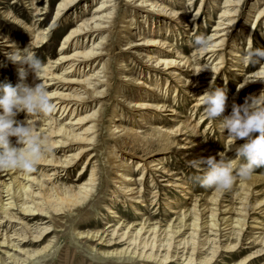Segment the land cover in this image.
Returning <instances> with one entry per match:
<instances>
[{"label": "bare ground", "instance_id": "bare-ground-1", "mask_svg": "<svg viewBox=\"0 0 264 264\" xmlns=\"http://www.w3.org/2000/svg\"><path fill=\"white\" fill-rule=\"evenodd\" d=\"M80 1H59L55 23ZM91 1L95 2L96 8L89 17L77 14V27L64 37L57 58L43 65L40 79L55 105L52 113H60L63 119L53 114L40 119L39 135L47 141L49 152L38 162L34 172H23L17 177L10 174V182L0 183V228L7 222L17 223L23 227L21 234L14 230L15 234L11 236L17 235L18 239L23 237L24 240L28 234L40 233L38 237L41 239L51 233V227H42L37 223L50 218V212L58 216L71 209H83L98 198L96 185L99 172L95 164L89 162L95 158L94 154L80 169L75 184L59 186L54 180L58 178L59 170L67 172L78 166L85 153L93 150L92 147H101L98 126L104 120V100L113 87L114 68L110 56L114 53L115 43L112 40L116 35L117 46L124 55L120 59L116 57L121 84L115 88L117 105L114 106L108 130L114 148L107 155L112 173L119 181L114 182L117 183L114 200L108 202L106 210L112 215V220L107 223L112 239L120 241L118 245L126 243L122 251L116 250L117 255L163 264L172 259L182 260L181 264H215L220 254L239 249L247 229H250L247 236L252 240L250 244L255 245L253 248L257 249L251 258L239 264L263 256L264 171L254 172L248 181L235 182L226 192L212 190L198 195L185 171L182 167L173 168L168 155L175 154L185 162L208 157L219 160L221 147H210L206 135L207 130L219 128V121L206 117L202 99L198 97L209 87L214 89L215 82L227 67L224 80L220 82L221 88L229 89V79L233 81L239 76L241 80L235 93L228 96L225 116L231 113L233 103H240L245 92H248L247 97L258 96L264 90V83H251L264 79V64L258 70L250 71L243 60L246 53L244 44L247 43L249 48L254 46L252 39L260 24L264 25V0H251L245 16L242 11L248 0H210L213 7L212 12L207 14L208 21L212 22V13L216 9L220 12L210 35L212 47L203 53L194 52L192 48L191 55L182 52L173 39L170 42L166 34L172 36L175 33V37L178 35L180 39L182 30L186 33L192 25L194 34L200 17L208 8V0L200 1L191 20L186 8L180 4L181 0H127L119 18V5L115 0ZM189 1L195 4L198 0ZM35 4L34 0H30V8L38 11L35 15L45 14L34 8ZM6 16L10 17V12ZM119 20L122 23L120 26L117 25ZM240 23V30L236 32ZM24 27L32 36L25 48L30 44L33 51L47 43L50 28L40 31L32 25L25 24ZM87 34L90 35L86 41L79 38ZM12 44L20 48L0 30L2 63L7 60L5 53L11 51ZM189 44L192 42L189 41ZM129 53L133 57L128 58ZM206 55L208 57L203 60ZM129 61L136 70L131 68ZM17 67L14 68L16 73ZM162 74L166 76L163 81ZM26 82L29 85L33 83L31 73ZM187 99L191 100V104L185 109L179 103ZM19 115L25 117L24 113ZM203 126L206 128L201 132ZM243 142L237 141V146ZM226 148L228 150L227 143ZM62 149H67L70 154L58 157L56 151ZM228 156L235 159V151L228 152ZM85 165L91 166L86 180L83 179ZM44 167L53 169L48 176H55L44 180L45 183L36 177L38 168H42L41 173L44 172L42 177L46 176ZM4 171L8 173L12 170ZM138 172L141 175L136 177ZM3 190L7 198L2 197ZM173 193L181 194V199ZM226 193H230V197H225ZM121 202L131 207L135 217L146 215L149 207L160 209L162 203L163 210H167L170 217L164 220L162 217L165 215L160 217V214H155L141 222H116L115 219L123 218L114 208ZM15 209L30 222L37 220L36 224L32 227L30 222L22 225L21 219L12 212ZM249 219H252L250 227ZM7 230L4 232L7 233ZM253 231L255 236L251 234ZM83 234L79 233L80 236ZM11 236L4 234L3 245L12 243ZM94 237H98V233ZM33 238L36 239L35 236Z\"/></svg>", "mask_w": 264, "mask_h": 264}, {"label": "rangeland", "instance_id": "rangeland-1", "mask_svg": "<svg viewBox=\"0 0 264 264\" xmlns=\"http://www.w3.org/2000/svg\"><path fill=\"white\" fill-rule=\"evenodd\" d=\"M36 2L34 8L39 9L40 13H45L41 16H36L35 13L38 11H34L30 7V0H0V30L3 31L10 39H13L19 46L20 49H24L25 45L29 43L32 38L31 35H28L29 32L25 29L24 25H32L33 27L36 26V28H39L40 31L50 28L49 34L47 35V43L45 45H41L42 47L38 49H34L32 52L35 53L36 57L42 61L43 65L47 64L48 61H52L55 58H57V55L59 54V49L61 47V43L64 40V37L71 32V30L75 27H77V14L79 17H89L90 13L96 8L95 2L92 3L91 0H82L78 2L70 11L64 12L63 16L55 23V11L57 9V5L59 4V1L61 0H34ZM98 2V0H96ZM168 1L169 0H165ZM201 0H198L195 4H192V1L189 0H181L179 1L180 4H182V7L186 8L185 10L188 12V17L191 20L193 16L195 15V12L197 11V8L199 7V3ZM224 1V0H220ZM208 8L205 9L204 14L200 17L199 24L197 26V29L195 30L194 34H192L194 26H189V30L186 31V33L182 30V35L180 36V39H178V35L175 37V33H172V36H169L166 34V37H168L170 42L174 40L176 43V46L178 48H181L182 52H184L186 55H191L192 47L189 44V41H193L196 36L200 34H204L207 36H210L213 33L214 25L218 20V17L220 15V12L218 9L215 10L214 13H212V22L208 21L209 16L207 14H210L211 8L213 7V3L208 0ZM115 3H118V17L121 15L122 11L125 9V5L127 3V0H115ZM251 4V0H248L247 4L244 6L242 15L245 16L248 12V6ZM10 12V17L6 16V13ZM129 15V14H128ZM116 18V19H117ZM42 19V20H40ZM80 19V18H78ZM121 20L118 21V26H120L122 23H120ZM264 21V20H263ZM262 21V23H263ZM189 24V23H188ZM240 24H238L237 31L240 30ZM120 30V28H118ZM247 32V31H246ZM249 32V31H248ZM90 34L82 35L79 38L81 40L86 41L88 39ZM115 36V37H114ZM112 42L115 43V47L113 49V54H111V63L112 68H114V77H112V89L111 91H108L106 100V105L104 106V120L100 122L98 129L100 132L98 133V142L101 144L100 148L92 147L93 150L85 153L84 159L82 162L74 167L67 170V172H62L59 170V173L57 175L58 178L54 180V182H58L59 186H70L75 184L76 179L79 178V171L84 166L85 162H87V159L90 155L94 154L95 158L91 159L89 162L91 164H95L97 167V172H99L97 176V185L96 187L99 189V191L96 192V196L98 198L95 199V202L93 204H90L89 206L83 208V209H71L65 214L53 216L50 212V218H44V221H39L37 223L38 225L44 227L46 225H49L51 227L50 231L51 233L47 237H43L40 239V233H31L27 235V239H22L23 237L15 235L11 236L16 233L21 234V228H23L21 225H17V223H4L3 227L0 228V264H163L160 262H149L146 260H140L138 258H130L129 256H125L123 254L117 255L116 250L122 251L124 247H126V243H121L118 245L120 241H116L117 239H112L110 230L108 229L107 223L111 221V214L108 213L106 210V205L109 201L113 202L114 200V194L115 191V185L118 182V179H115V176L113 175V170L109 163V158L107 155V152H109L112 148H114V143L109 137V127L111 118H113V111L114 106L117 105L115 101V88L121 84L119 81V76L117 75L118 66L116 63V57L117 59H120L123 57V53L121 54V50L118 48L117 44V36L114 35ZM174 36V37H173ZM247 36V34H246ZM173 39V40H171ZM98 41V40H97ZM96 41V42H97ZM116 41V42H115ZM254 46H250V48H264V25L260 24V27L257 29L255 36L252 39ZM260 44V45H259ZM248 46V44H247ZM1 47V45H0ZM245 50L247 51L249 46L246 47V43L243 46ZM1 52V51H0ZM117 55V56H115ZM115 56V57H114ZM133 57L131 53L128 54V58ZM206 56H203V60L206 59ZM108 58V57H107ZM130 62V63H129ZM129 65L131 68H134L136 70V67H134V64L129 61ZM91 64V62H90ZM248 64V65H247ZM246 66L249 67L250 71H256L258 70L262 64L253 65L247 63ZM92 65V64H91ZM15 66L10 61L5 60L3 63L0 61V83L4 82H10L13 86H15L17 83H19L18 74L15 71ZM92 69L95 68L93 66H90ZM228 68V67H227ZM226 68V70H227ZM246 69V68H245ZM226 70L224 72H226ZM121 71H119L120 73ZM218 78V80L214 84V88L218 87L221 88L220 82L221 80H224L223 74ZM238 73V72H235ZM234 73V74H235ZM166 76L162 74V80H164ZM171 80V78H169ZM241 80L238 77H234V80L232 81L229 79L230 86L229 89L226 90L227 96L230 94L235 93L236 85L238 81ZM27 84V82L25 83ZM220 85V86H219ZM223 89V88H222ZM248 93V92H247ZM246 92L241 96V100L239 104H243L245 98L247 97ZM182 106H185V109L190 108L191 100L187 99L184 103H182V100L179 103ZM204 107V106H203ZM119 109V108H118ZM204 112V110H203ZM23 114V113H21ZM52 116L60 118V113H51ZM19 119L24 120L25 117L23 115L17 116ZM45 118V117H42ZM60 118V120H62ZM196 120V119H195ZM219 121V120H218ZM206 126H203L201 128V132H204ZM208 129V128H207ZM213 129V128H212ZM211 129V130H212ZM207 130L206 135L209 138V146H216L218 149L220 148L222 151L227 150L226 148V141L224 135L226 136L227 133H224V135L221 134L219 128H214L212 131ZM258 135V134H257ZM43 137L42 135H40ZM44 138V137H43ZM45 139V138H44ZM221 144V145H220ZM108 145V146H107ZM65 149V148H64ZM58 150L56 153H58V157H62L65 153L70 154V152L66 150ZM47 155V154H46ZM168 161L170 164H172L173 168H181L185 171L187 178L194 184V191L198 195L210 193L212 189H207L204 187H201L198 183L195 182L194 177L196 175H199L200 173L193 169L191 166L188 165V162L183 161L180 159L179 156L172 154L168 155ZM86 169L84 172L85 177L84 180L89 178V174L91 173V166L85 165ZM45 169V175L42 177V168H38L36 177L39 180H42L43 183H45L44 180L55 178V176H48L51 175L52 170L49 167H44ZM259 170V171H256ZM255 172L261 173V171H264V167H262V170L260 168L256 169ZM15 171V173H13ZM34 172V171H33ZM13 173V174H12ZM21 171L18 170H12L8 173L4 170H0V183L2 182H10V178L8 175L12 177H17L20 175ZM32 173V172H31ZM137 175H141L140 172L136 173ZM82 179V180H83ZM19 180L23 183H26L24 179L19 177ZM264 186V185H263ZM148 188L146 187V190ZM259 188H257L255 191H257ZM206 190V191H205ZM174 195H177V198L181 199V194L179 193H173ZM2 197L7 198V193L5 190L2 192ZM225 197H230V193H226ZM262 197V196H261ZM259 197V198H261ZM229 198L225 199L228 200ZM123 202H125V198H123ZM162 202V201H161ZM191 201H187V203H190ZM229 203V202H225ZM121 202L120 205L114 206V208H117L115 211L119 212V215L123 217L122 219H115L116 222L118 220L120 221H126L133 222L138 221L141 222L146 217H150L155 214L165 215L166 217H162V219L167 220L170 215L167 210H163L165 208L163 204L161 203V208L157 210V207L155 208H148L146 210L147 214L142 215L139 217L134 216V212L128 205H122ZM17 218H20V222H22V225H25L27 222H30V219H25L23 215L19 214L18 211L15 209L12 211ZM145 210H143V213H146ZM263 214V213H261ZM52 215V217H51ZM258 216V215H254ZM260 216V215H259ZM1 220V219H0ZM18 221V220H17ZM37 221V220H36ZM35 222H30V226L36 224ZM119 221V222H120ZM252 222V219H249L248 226L250 227V224ZM34 223V224H33ZM125 226V224L123 225ZM35 227V226H34ZM8 229L7 233L4 232ZM15 230V232H14ZM250 229H247V232L245 233V236L242 240V245L239 249H235L233 252H224L220 254V256L217 258V261L215 264H239L242 260L246 258H251L250 256L256 251L253 247L255 245L250 244L252 241L249 239L250 236H247L249 234ZM79 233H85L82 236L79 235ZM90 233V234H88ZM98 233V237L96 236ZM215 233V232H213ZM255 232H251L253 234L252 236H255ZM4 234H8L11 236V239H13L12 243L4 244L3 245V236ZM35 236V238L31 237ZM30 237V238H29ZM211 237H215L212 235ZM102 239V240H100ZM223 239V238H222ZM21 240V241H19ZM39 240V241H38ZM28 253V254H27ZM116 254V255H115ZM170 261H174L175 263H168ZM164 264H181L182 260L172 259ZM249 264H264V255L255 258L253 261H247ZM246 263V264H247Z\"/></svg>", "mask_w": 264, "mask_h": 264}, {"label": "clouds", "instance_id": "clouds-1", "mask_svg": "<svg viewBox=\"0 0 264 264\" xmlns=\"http://www.w3.org/2000/svg\"><path fill=\"white\" fill-rule=\"evenodd\" d=\"M12 45L5 56L18 66L20 82L15 86L10 82L0 83V170L31 173L49 152L47 141L39 135L40 119L49 116L55 105L40 79L43 63L31 51L30 44L23 50ZM191 47L194 52H206L212 47V38L200 34ZM243 60L253 65L264 64V48H248ZM30 73L33 83L25 84ZM256 82L264 83V79L251 83ZM198 99H202L206 117L219 120L221 134L227 133L224 137L228 150L218 153L219 160L208 157L187 161L200 173L194 180L201 187L226 192L235 182L250 180L256 169L264 167V90L258 96L246 97L243 104L233 103L231 113L226 116L225 89L209 87ZM20 113L25 114L23 121L17 119ZM237 141L244 142L237 146ZM233 150L235 159L228 156Z\"/></svg>", "mask_w": 264, "mask_h": 264}]
</instances>
